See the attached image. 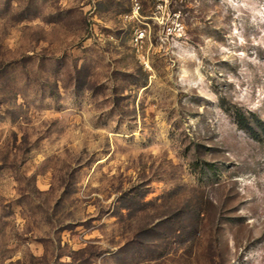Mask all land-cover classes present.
Returning <instances> with one entry per match:
<instances>
[{"label":"rangeland","instance_id":"obj_1","mask_svg":"<svg viewBox=\"0 0 264 264\" xmlns=\"http://www.w3.org/2000/svg\"><path fill=\"white\" fill-rule=\"evenodd\" d=\"M0 264H264V0H0Z\"/></svg>","mask_w":264,"mask_h":264},{"label":"trees","instance_id":"obj_2","mask_svg":"<svg viewBox=\"0 0 264 264\" xmlns=\"http://www.w3.org/2000/svg\"><path fill=\"white\" fill-rule=\"evenodd\" d=\"M241 126H243V127H244L245 125L241 124Z\"/></svg>","mask_w":264,"mask_h":264}]
</instances>
